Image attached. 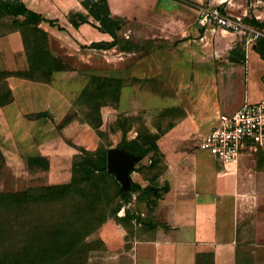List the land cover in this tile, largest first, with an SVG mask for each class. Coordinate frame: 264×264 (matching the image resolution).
<instances>
[{
  "label": "crops",
  "instance_id": "crops-1",
  "mask_svg": "<svg viewBox=\"0 0 264 264\" xmlns=\"http://www.w3.org/2000/svg\"><path fill=\"white\" fill-rule=\"evenodd\" d=\"M20 1L54 20L55 25L44 21L31 24L46 33L48 43L57 45L53 55L65 56L78 49L72 46L75 38L98 40V30L92 25L99 22L82 0ZM104 1L110 17L135 27L140 38L168 41L169 45L145 52L135 63L140 75L149 71L152 62L156 71L161 63L158 57L168 55L173 74L192 72L193 82L202 83V95L187 97L184 102L182 123L191 130L183 131L178 124L172 130L175 134L208 130L201 137L217 124L219 114L232 113L244 101H256L263 95L264 8L251 5L252 0ZM213 7L240 20L241 30L200 22V11ZM254 31L258 37L246 44V37ZM28 66L19 28L0 27V72L6 73L3 81L11 95L0 103V141L19 145L31 156H45L51 166H62L75 154L57 129L65 115L66 97L53 80L17 74ZM169 151L160 177L166 188L148 218L142 219L140 230L127 237L121 224L107 220L96 234L105 249L90 260L98 264H240L239 218L247 199L264 197V170L254 167L250 151L228 165L198 145L189 151ZM60 173H50L51 178Z\"/></svg>",
  "mask_w": 264,
  "mask_h": 264
},
{
  "label": "rangeland",
  "instance_id": "rangeland-1",
  "mask_svg": "<svg viewBox=\"0 0 264 264\" xmlns=\"http://www.w3.org/2000/svg\"><path fill=\"white\" fill-rule=\"evenodd\" d=\"M15 26L11 17L0 19L3 30ZM92 27L98 30V40L75 38L72 46L78 49L65 56L53 55L57 45L34 32L36 46L47 42L44 73L66 97L57 129L75 154L62 166H51L45 156H31L19 145L0 141V264H98L90 258L105 249L96 236L99 227L113 220L125 228L127 237L138 232L166 188L160 177L169 150H193L208 131L172 132L178 124L183 131L191 130L182 123L184 102L203 90L202 83L193 82L194 73L173 74L168 55L158 57L156 71L153 62L144 75L135 68L145 52L168 41L140 38L135 27L119 21L112 33L99 23ZM173 79L177 83H171ZM115 147L143 153L129 172L127 189L103 167L108 149ZM250 155L254 167L264 170V148ZM58 171L61 176L51 178ZM8 199L12 203L5 205ZM260 204L264 197L249 198L242 207L240 264H264Z\"/></svg>",
  "mask_w": 264,
  "mask_h": 264
},
{
  "label": "built area",
  "instance_id": "built-area-1",
  "mask_svg": "<svg viewBox=\"0 0 264 264\" xmlns=\"http://www.w3.org/2000/svg\"><path fill=\"white\" fill-rule=\"evenodd\" d=\"M251 5L264 8V0H252ZM198 20L233 31L242 28L240 20L228 17L219 7L201 10ZM258 35L254 31L247 36L246 44L252 43ZM198 147L222 165L237 163L239 156L245 151L264 148V93L256 101H244L232 113L219 114L217 124L200 137Z\"/></svg>",
  "mask_w": 264,
  "mask_h": 264
},
{
  "label": "trees",
  "instance_id": "trees-1",
  "mask_svg": "<svg viewBox=\"0 0 264 264\" xmlns=\"http://www.w3.org/2000/svg\"><path fill=\"white\" fill-rule=\"evenodd\" d=\"M82 5L88 10L89 14L96 19L100 26L105 29L106 32L112 33V26L116 23V20L112 19L109 15L106 3L104 0H82ZM23 16L24 19H16L13 17ZM11 17L12 22L16 25L14 28H19L21 32V38L25 52L27 54L28 60V69L24 72H18V75L30 78V79H40V80H49L47 76L48 73L45 72V65L42 63L43 56L49 55L48 49L46 46L47 36L46 33L39 30L35 25L39 22H48L50 25L54 24V20L47 19L41 14L34 12L33 10L27 8L20 0H0V19ZM74 24V23H73ZM76 26V24H74ZM41 32L45 37V43L42 42L41 46H36L37 40L34 36V32ZM29 72L36 73V75H30ZM6 76V73L0 72V103L11 98L10 91L7 88L3 78ZM125 150L134 153L136 155H141L143 153L132 151L128 148ZM107 158L103 159L104 170L107 167ZM112 175L111 173H108ZM12 201L5 200L4 204L9 205Z\"/></svg>",
  "mask_w": 264,
  "mask_h": 264
},
{
  "label": "water",
  "instance_id": "water-1",
  "mask_svg": "<svg viewBox=\"0 0 264 264\" xmlns=\"http://www.w3.org/2000/svg\"><path fill=\"white\" fill-rule=\"evenodd\" d=\"M140 158V155L131 153L123 148L108 149L107 170L115 175L116 179L121 183L122 189L128 188L130 184L129 172Z\"/></svg>",
  "mask_w": 264,
  "mask_h": 264
}]
</instances>
